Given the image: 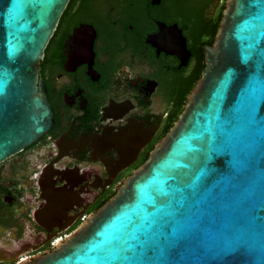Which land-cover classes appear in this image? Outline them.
I'll use <instances>...</instances> for the list:
<instances>
[{
  "label": "water",
  "instance_id": "1",
  "mask_svg": "<svg viewBox=\"0 0 264 264\" xmlns=\"http://www.w3.org/2000/svg\"><path fill=\"white\" fill-rule=\"evenodd\" d=\"M69 1L0 0V162L53 125L41 61ZM205 58L144 166L54 252L17 264H264V0H229ZM134 235L154 241L148 257L124 251Z\"/></svg>",
  "mask_w": 264,
  "mask_h": 264
},
{
  "label": "flooded vegetation",
  "instance_id": "2",
  "mask_svg": "<svg viewBox=\"0 0 264 264\" xmlns=\"http://www.w3.org/2000/svg\"><path fill=\"white\" fill-rule=\"evenodd\" d=\"M228 1H69L41 61L53 125L0 162V264L54 252L153 156L203 77Z\"/></svg>",
  "mask_w": 264,
  "mask_h": 264
},
{
  "label": "snow or ice",
  "instance_id": "3",
  "mask_svg": "<svg viewBox=\"0 0 264 264\" xmlns=\"http://www.w3.org/2000/svg\"><path fill=\"white\" fill-rule=\"evenodd\" d=\"M209 133H211V129H207ZM216 139L215 135H211L210 137V142L214 141ZM192 185H190L191 187ZM161 194H167V190L165 188H161ZM152 205H156L155 201H152ZM145 219L148 218V215L146 214ZM130 222L132 219H130ZM155 223V222H154ZM132 239L135 241V243H128L127 247L124 249V251H131L135 253L137 251V246H139L140 252L142 253L143 256L148 257L147 253L151 251V245L154 243L153 240L150 238H146L144 240H140L138 236L134 235ZM103 254L109 258L110 261H116L120 258L119 254H113L110 250L109 251H104Z\"/></svg>",
  "mask_w": 264,
  "mask_h": 264
},
{
  "label": "built area",
  "instance_id": "4",
  "mask_svg": "<svg viewBox=\"0 0 264 264\" xmlns=\"http://www.w3.org/2000/svg\"><path fill=\"white\" fill-rule=\"evenodd\" d=\"M63 236H66L65 234H61V235H59V236H57L55 239H54V242L53 243H55L56 241H59V240H61L62 238H63Z\"/></svg>",
  "mask_w": 264,
  "mask_h": 264
}]
</instances>
